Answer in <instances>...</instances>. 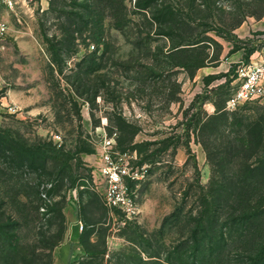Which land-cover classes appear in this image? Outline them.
I'll list each match as a JSON object with an SVG mask.
<instances>
[{"label": "rangeland", "instance_id": "1", "mask_svg": "<svg viewBox=\"0 0 264 264\" xmlns=\"http://www.w3.org/2000/svg\"><path fill=\"white\" fill-rule=\"evenodd\" d=\"M135 2L0 6L9 27L0 38V264H179L180 256L219 264L208 248L194 249L192 231L214 174L238 177L239 161L253 164L260 155L247 159L237 136L264 120V97L225 108L240 65L264 49V0H165L192 16L180 36L204 40L180 52L173 47L179 37L147 26L152 13ZM201 68L213 72L200 77ZM105 136L149 167L134 221L124 223L103 203ZM232 198L221 212L224 231ZM227 236L241 241L223 249L228 264L253 262L235 260L244 248L234 247L248 239L258 261L264 233Z\"/></svg>", "mask_w": 264, "mask_h": 264}, {"label": "trees", "instance_id": "2", "mask_svg": "<svg viewBox=\"0 0 264 264\" xmlns=\"http://www.w3.org/2000/svg\"><path fill=\"white\" fill-rule=\"evenodd\" d=\"M190 1L192 0H188L189 4ZM135 7L146 13H152V16L150 15L147 19V26L156 25L159 34H163L167 37L174 35L179 37L177 41H174L173 47L176 48L175 51L180 52L182 49H185L178 48L180 45L191 44L198 47L201 45L200 43L204 41L194 40L192 36L184 40L180 36V31L186 26L188 27L190 22L193 21L191 14L188 13V16H186L178 4L173 5L171 3H166L165 0H136ZM191 8L193 7L191 6ZM124 22L125 20L122 16L116 20L119 27H123ZM192 61H200L199 56ZM197 66L200 67L201 65ZM215 116H211L210 120L214 121L216 119ZM237 141H239V150L246 153L247 159L252 158L255 154L260 155L253 164H248V161H239V166L242 167L241 171L244 172L241 173V175H237L238 177H227L222 174V170H218L220 173L219 175L214 174L210 185V191L208 192L210 194L204 199L205 203L203 209L198 213L199 217L196 221V228L192 231L194 236V249L198 251L208 248L212 253V257L216 255L217 259H219V264H228L226 261L229 257L225 255L222 256V251L229 245V242H241L234 238L235 236L237 237V235L239 236L245 233L249 237L252 232H260V235L264 233V227L259 229L260 225L264 226V120L245 125L244 128L238 132ZM18 151L26 152L31 155L33 154V156H45L48 154L47 151L31 153L28 149H18ZM236 154L239 155L238 151ZM51 156L61 159L56 151L52 153ZM63 164L66 165V162L63 161ZM257 176L258 180L254 179ZM249 178L251 182L247 183ZM248 186L253 187V189L256 187L258 191H251V193L246 192ZM233 189L236 191H233ZM228 196H231V198L233 197L232 199L234 200L233 205L230 206L231 218L228 217L229 219H226V221L229 220L231 223L229 224V229L224 231L223 225L228 223H222V221L220 223V220L222 210L226 209L225 203L229 199ZM227 233L230 237L234 238V240H231L228 236L226 237ZM244 244L245 246L236 245L234 247V250H238V247L239 249L244 248L242 251H235L236 262L242 257L248 259L247 256H249L250 261L253 260L252 263L250 262L248 264H261L264 262V246L259 251V259L256 262L255 258L253 259V252L256 248L255 242L249 241L248 239ZM178 260L177 262L179 264H205V258L200 260L203 263H199L195 256L193 263H188L189 261H186L182 256L178 257Z\"/></svg>", "mask_w": 264, "mask_h": 264}, {"label": "built area", "instance_id": "3", "mask_svg": "<svg viewBox=\"0 0 264 264\" xmlns=\"http://www.w3.org/2000/svg\"><path fill=\"white\" fill-rule=\"evenodd\" d=\"M27 0H0V6L15 10ZM6 20L0 17V38L8 33ZM239 83L227 100L226 110L233 111L240 105L264 97V55L255 62L243 63L238 70ZM16 111V106H9ZM99 173L104 188L101 191L104 205L111 214L119 213L124 223L136 220L141 214L138 186L149 167L139 165L137 151H120L116 136H105L99 142ZM83 224L80 229L83 230Z\"/></svg>", "mask_w": 264, "mask_h": 264}, {"label": "crops", "instance_id": "4", "mask_svg": "<svg viewBox=\"0 0 264 264\" xmlns=\"http://www.w3.org/2000/svg\"><path fill=\"white\" fill-rule=\"evenodd\" d=\"M242 29V31L244 30V27L242 26L241 27ZM241 30H239L238 32H241ZM264 55V49H262L261 51H257V52H255V53H253L251 56H250V60L249 61H247V63H250V62H255V61H257V60H259V59H262V56ZM241 62H244V61H241ZM245 63V62H244ZM212 70V69H211ZM213 71H210V69L208 70V71H206L205 69H203V68H201V70L199 71V76L200 77H205V75H208V74H210V73H212ZM1 104H4L3 102L2 103H0V105ZM76 225V224H75ZM74 225V226H75ZM68 252V251H67ZM67 255H68V253H67Z\"/></svg>", "mask_w": 264, "mask_h": 264}]
</instances>
